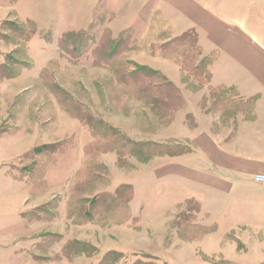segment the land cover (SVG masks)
<instances>
[{
    "label": "rangeland",
    "instance_id": "1",
    "mask_svg": "<svg viewBox=\"0 0 264 264\" xmlns=\"http://www.w3.org/2000/svg\"><path fill=\"white\" fill-rule=\"evenodd\" d=\"M1 1L0 264H112L122 254L118 264H167L152 253L173 264H233L218 260L232 254L228 244L249 260L250 248L236 237L263 235L244 230L233 237L231 215L213 214L225 228L210 235L214 246L205 254V242H193L204 231L178 230L199 221L200 205L167 201L198 188L167 189V181L156 180L164 176L160 164L185 146L169 140L185 136L172 122L185 101L169 97L162 71H179L197 111L221 114L230 126L226 93L206 88L209 61L202 64L195 35L171 39L158 0L144 10L126 0H97L96 7V0H16V7L15 0ZM77 103L92 114L85 124L79 120L83 126L70 112ZM43 146L49 149L39 153ZM4 175L13 184L6 186ZM142 192L143 213L127 211Z\"/></svg>",
    "mask_w": 264,
    "mask_h": 264
},
{
    "label": "crops",
    "instance_id": "2",
    "mask_svg": "<svg viewBox=\"0 0 264 264\" xmlns=\"http://www.w3.org/2000/svg\"><path fill=\"white\" fill-rule=\"evenodd\" d=\"M126 1L127 4L135 2L134 6H142V10L150 5L147 3L153 2V0ZM158 1L159 10L162 11L159 15L160 21L164 20L169 24L171 39L187 34H194L197 38L196 44L202 56V64L205 60L209 61L204 65L205 74L210 78L206 88L226 93L224 101L228 112L224 111L223 116H227L230 126L225 125V121L220 119L221 114L216 117L197 111L192 96L185 94L184 87L177 79L179 71L178 74L169 70L162 71V74L166 75H164L166 81L172 83L180 97L183 96L182 101H185V104L174 112L172 121L173 126L183 125L181 129H184L182 134L185 136H171L169 140H175L176 147L182 144L185 146L179 148L184 149V153L170 156V160L160 164L159 169L164 167L161 170V175L164 176H158L156 180L167 181L169 183L167 189H172L174 185L181 191L198 188L194 195L189 194L180 201H178L180 198L174 199L172 195L167 201L175 202L176 208L180 204L187 206L189 202L200 205L199 221L180 225L178 230L204 231L203 237L193 242L202 241L201 244L205 242V254H209L210 247L214 246L210 235L215 230L225 228L221 223L213 222L211 219L213 214L218 217L231 215L233 237L236 236V232L238 234L244 230L256 231L257 236H264V186L254 182L255 175L264 174V16L258 11L264 9V0ZM1 2L0 0L2 7ZM11 5L16 7L19 1L15 0ZM97 5L96 0L94 7ZM127 21L132 24L134 20L128 17ZM150 57L161 61L164 59L162 56L157 58V55ZM208 57H211L210 60ZM200 65V62L193 65L194 73L198 71ZM1 68L0 63V70ZM72 118L83 126L80 118ZM202 123L205 130L199 131ZM79 160L80 162L83 160L81 155ZM168 167L169 169L164 170ZM5 178L6 186H9L8 183L13 184L12 176ZM144 184L146 186V182ZM132 185L140 187L139 182ZM143 195L142 192L135 196L134 202L130 203L131 208L128 206V211L132 209L139 215L143 213L147 207ZM166 202H162L163 205ZM252 239L250 235L245 238L243 235L236 237L237 244L242 243L240 246L250 248L249 260L244 258L245 253L239 254L238 249L230 244L227 246L232 247L229 249L232 254L229 257L219 254L218 260L233 264H264V254L258 250L254 254L251 248L255 246L264 251V241ZM227 246L225 245V248ZM226 251L228 250L224 249L223 252ZM152 256L160 258L167 264H173L171 260L154 253Z\"/></svg>",
    "mask_w": 264,
    "mask_h": 264
},
{
    "label": "trees",
    "instance_id": "3",
    "mask_svg": "<svg viewBox=\"0 0 264 264\" xmlns=\"http://www.w3.org/2000/svg\"><path fill=\"white\" fill-rule=\"evenodd\" d=\"M131 29H133V27H129L128 29H126V30H124L125 31V34H126V32H128L129 30H131ZM159 31V33H160V37H162L161 36V33H162V31H161V28L158 30ZM188 35V34H187ZM159 36V35H158ZM181 37H183V36H181ZM181 37H178V38H181ZM178 38H175V39H173V40H176V39H178ZM161 41V40H160ZM152 44V43H151ZM150 44V45H151ZM169 45V42H166L165 44H162V45H159V49L160 50H162V48L163 47H167ZM116 46H119L118 44L116 45ZM154 46H155V42H153V47H151V49H153L154 48ZM117 48V47H116ZM154 51V50H153ZM154 53V52H153ZM95 62H99L97 59H94V61H93V63L92 64H94V66L96 65V66H98V64H95ZM203 62V61H202ZM155 73H157L156 71H154ZM159 73V72H158ZM10 79H12V78H10ZM163 80H165V83L167 82L166 81V78H162ZM166 85H169L168 86V88L169 89H172L173 90V92L169 95V97H171V99L172 98H174V95H178L179 96V98H178V101L177 102H181V103H183V101H181V97H180V94H178L179 92H178V90L172 85V83H170V82H168V83H166ZM64 92V91H63ZM66 92V91H65ZM62 93V92H61ZM176 97V96H175ZM154 99H157L156 97H153ZM163 99V98H162ZM79 103V102H78ZM75 104V110H74V108H70V112H71V114L72 115H74V117H78V118H80V120L83 122V124H85V122H84V120L86 119V116H88V117H92V114L89 112V111H87V108H86V110L85 109H83V107H81L79 104ZM65 107V106H64ZM70 107V106H69ZM178 107H182V105H180V106H178ZM83 109V110H82ZM78 110H80V111H78ZM85 110V111H84ZM129 144V143H128ZM49 146H43V147H40L39 148V153H42L44 150H48L49 148H48ZM178 148V147H177ZM180 148V147H179ZM38 150V149H37ZM182 150V149H181ZM36 151V150H35ZM184 153V152H183ZM126 208H127V211H128V207L126 206ZM130 211V210H129ZM112 252H114L115 253V255H116V253H118V252H116V251H112ZM110 254V253H109ZM119 254V253H118ZM112 255V254H111ZM121 255V254H120ZM106 256H108V255H106ZM105 256V257H106ZM126 257H125V255H121L120 257H116L113 261H110V263H112V264H118V263H120V261L121 260H123V259H125Z\"/></svg>",
    "mask_w": 264,
    "mask_h": 264
},
{
    "label": "built area",
    "instance_id": "4",
    "mask_svg": "<svg viewBox=\"0 0 264 264\" xmlns=\"http://www.w3.org/2000/svg\"><path fill=\"white\" fill-rule=\"evenodd\" d=\"M254 182L260 186H264V174H257L254 176Z\"/></svg>",
    "mask_w": 264,
    "mask_h": 264
}]
</instances>
